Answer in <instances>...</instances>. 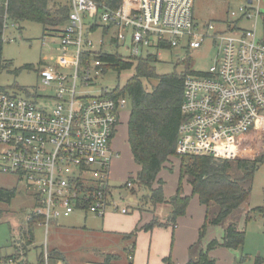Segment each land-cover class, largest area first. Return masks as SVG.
Listing matches in <instances>:
<instances>
[{
	"label": "built area",
	"instance_id": "1",
	"mask_svg": "<svg viewBox=\"0 0 264 264\" xmlns=\"http://www.w3.org/2000/svg\"><path fill=\"white\" fill-rule=\"evenodd\" d=\"M237 1L241 4L229 12L233 19L224 25L227 31L217 32L210 22H194V0H122L115 11L93 0H69L67 27L59 36L61 54L38 69L40 83L54 90L39 97L52 100L51 106L0 92V172L16 176L33 192L34 208L26 221L36 219L46 233L60 217L78 210L101 219L108 210L129 212L113 192L131 196V182L118 188L109 183L116 156L111 143L125 99L114 97L112 89L86 92L103 69L90 40L99 23L105 33L115 29V39L133 57L148 55L144 51L151 46L189 53L211 42L215 55L209 68H192L183 79L178 156L235 160L241 135L252 128L264 132V45L255 32L260 0ZM252 19V29L239 26ZM3 21V31L16 27L6 15ZM260 217L264 220L263 212Z\"/></svg>",
	"mask_w": 264,
	"mask_h": 264
},
{
	"label": "rangeland",
	"instance_id": "2",
	"mask_svg": "<svg viewBox=\"0 0 264 264\" xmlns=\"http://www.w3.org/2000/svg\"><path fill=\"white\" fill-rule=\"evenodd\" d=\"M240 4L237 0H194V22L200 26L210 22L215 25L217 32H226L224 25L233 19L229 12L236 11ZM260 13L264 14V0H260ZM66 24L57 32L44 31L42 25L25 21L20 23L19 29L16 26L3 31L2 56L4 60L11 62V70L18 69V72L13 74L4 71L0 76V85L6 87L11 94L27 96L35 99L41 107H50L53 101H43L39 96H51L54 90L40 83L38 69L40 66L54 64L55 58L61 54L59 36L67 27ZM239 26L252 29L254 20L242 22ZM255 28L256 36L261 40V15ZM115 33V29L103 32V25L99 23V27L90 37L94 49L99 51L97 56L109 53L130 57V51L124 47L123 42L115 39ZM101 39L103 43L100 46ZM146 53L157 57L158 74L173 71L180 73L187 60L194 71L207 70L215 55L209 40L200 49L189 53L180 49H158L154 46L145 49L144 54ZM24 65H31L32 68L23 69ZM132 74V70L118 74L112 68L102 69L95 86L86 92L95 95L105 89L120 91ZM142 85L145 90L150 91L156 85V80L143 79ZM122 98L125 99V106L112 140V149L117 155L111 161L109 183L118 188L128 181L132 182V187L136 190L133 194L135 197L129 196L132 201H129V197L113 192V198L120 207L129 208L128 214L108 210L102 223L101 218L78 210L68 218L60 217L57 223L62 225L51 224L46 233L44 228L36 226L34 242L27 247L26 252L18 251L21 248L19 241L22 240L23 229L26 228V217L33 211L35 198L25 182L14 175L0 172V188L15 190V196L10 202L0 201V264H37V256L41 252H48L49 255L54 250L63 255V264H98L106 254L120 255L117 264H184L190 259H197L200 251L205 249L211 239L221 240L224 228L232 224L244 232L243 246L237 250L217 247L210 251L209 256L215 260V264H256L258 258L264 264V220L259 212L261 210L264 213V164L259 165L250 179L241 183L248 193L246 201L218 225L209 222L217 214L218 206L214 203L208 208L202 206L197 195L191 192L188 177L184 176L181 180V195L190 196L186 214L177 219L175 227L166 224L164 218L171 211L169 201L174 198L180 180L179 158L182 156L172 159L158 175L164 182L166 202L156 205V213L152 217L153 212L150 210L155 206L145 205L142 196L146 192L138 190L136 183L138 168L127 144V120L131 106L127 97ZM239 142L240 138L238 144ZM259 155V152L254 154L257 159ZM241 175L242 171L237 170L233 177ZM154 218L165 225L144 230ZM129 255L133 257V262L128 260ZM9 258L13 260L12 263L8 262Z\"/></svg>",
	"mask_w": 264,
	"mask_h": 264
},
{
	"label": "trees",
	"instance_id": "3",
	"mask_svg": "<svg viewBox=\"0 0 264 264\" xmlns=\"http://www.w3.org/2000/svg\"><path fill=\"white\" fill-rule=\"evenodd\" d=\"M106 11L117 10L122 0H93ZM70 11L69 1L61 0H0V76L4 71L13 74L18 69L11 70V62L4 60L3 50V18L18 26L22 22H33L44 27V31L59 32V28L67 23ZM264 45V14H261ZM163 47L162 45L159 46ZM169 49V47H165ZM102 64L103 70L112 68L118 74L122 71H133L120 91L113 90L114 97L125 96L130 102V113L127 120V143L134 163L139 167L137 172L138 190L146 193L142 196L145 205L156 206L166 202L163 193L164 182L158 177L161 169L179 158L175 145L178 128L182 121L181 103L184 76L191 72L192 65L184 62L182 72L158 74L156 72L157 57L148 54L144 57H122L118 54L101 53L96 56ZM31 65H24L23 69H31ZM156 80V85L150 91L144 89L142 80ZM7 88L0 85V92ZM239 158L235 160L214 158L209 156H182L179 158L180 180L176 194L169 201L171 211L166 219L173 227L179 217L186 214L190 196L181 195V180L188 177L192 194L197 195L199 203L208 208L211 203L218 206L217 214L209 220L210 224H220L234 209L240 206L248 197L247 191L241 185L242 181L250 179L259 165L264 164V132L252 128L240 136L238 145ZM260 153L258 159L255 153ZM241 170L240 177H233L235 171ZM132 184V182H131ZM136 190L132 187L130 193L135 197ZM15 196V190L0 188V201L10 202ZM261 213V210H259ZM37 220L26 221V228L22 232L21 251L35 240ZM55 224V223H53ZM157 218L152 219L144 230H151L154 226H164ZM204 226H202L203 230ZM202 233V231H201ZM200 233V235H201ZM244 243V232L239 231L233 224L223 230L221 240L211 239L197 259H190L185 264H215L209 252L217 247L237 250ZM18 254V253H17ZM130 256V255H129ZM10 259V258H9ZM120 255L106 254L98 264H117ZM65 262L63 255L54 250L48 255V264ZM130 261V260H129ZM258 258L256 264H261ZM37 264H44V253L37 256ZM131 264V263H128Z\"/></svg>",
	"mask_w": 264,
	"mask_h": 264
},
{
	"label": "crops",
	"instance_id": "4",
	"mask_svg": "<svg viewBox=\"0 0 264 264\" xmlns=\"http://www.w3.org/2000/svg\"><path fill=\"white\" fill-rule=\"evenodd\" d=\"M128 144V143H127ZM111 148H112V143H111ZM113 150V149H112ZM117 155V154H116ZM131 157H132V155H131ZM137 166V165H136ZM137 168H138V170H139V167L137 166ZM138 172V171H137ZM159 177V176H158ZM160 178V177H159ZM187 196V195H186ZM130 201H132V198L130 197V199H129ZM156 209H157V206H155L154 208H152L151 210H150V212L152 211L153 212V214H151V216L153 217V216H155V213H156ZM75 213V212H74ZM71 216V215H70ZM69 216V217H70ZM168 217V216H167ZM164 218V217H163ZM165 220L167 219V218H164ZM164 219H161V220H164ZM101 222L103 223L104 222V218H102L101 219ZM57 226H61L62 224L61 223H57L56 224ZM107 231H109V230H107ZM123 231V230H122ZM122 231H120L121 233H126V232H122ZM117 233V232H116ZM20 243H21V241H19ZM20 246V245H19ZM21 249V248H20ZM20 249H17L18 251H21ZM128 260H130V261H134V259H133V257L131 256V259H129V257H128ZM186 263V262H185ZM184 263V264H185ZM56 264H63V262H61V261H59L58 263H56Z\"/></svg>",
	"mask_w": 264,
	"mask_h": 264
},
{
	"label": "water",
	"instance_id": "5",
	"mask_svg": "<svg viewBox=\"0 0 264 264\" xmlns=\"http://www.w3.org/2000/svg\"><path fill=\"white\" fill-rule=\"evenodd\" d=\"M126 195H127V193H126V192H123V193H122V196H123V197H125Z\"/></svg>",
	"mask_w": 264,
	"mask_h": 264
},
{
	"label": "bare ground",
	"instance_id": "6",
	"mask_svg": "<svg viewBox=\"0 0 264 264\" xmlns=\"http://www.w3.org/2000/svg\"><path fill=\"white\" fill-rule=\"evenodd\" d=\"M126 197V196H125Z\"/></svg>",
	"mask_w": 264,
	"mask_h": 264
}]
</instances>
